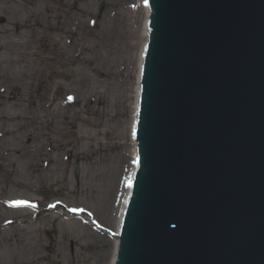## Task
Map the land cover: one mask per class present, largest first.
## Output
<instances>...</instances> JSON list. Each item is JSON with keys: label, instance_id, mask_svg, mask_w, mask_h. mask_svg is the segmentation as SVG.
I'll list each match as a JSON object with an SVG mask.
<instances>
[{"label": "water", "instance_id": "obj_1", "mask_svg": "<svg viewBox=\"0 0 264 264\" xmlns=\"http://www.w3.org/2000/svg\"><path fill=\"white\" fill-rule=\"evenodd\" d=\"M148 2L121 235L47 211L120 240L115 264H264V0Z\"/></svg>", "mask_w": 264, "mask_h": 264}, {"label": "rangeland", "instance_id": "obj_2", "mask_svg": "<svg viewBox=\"0 0 264 264\" xmlns=\"http://www.w3.org/2000/svg\"><path fill=\"white\" fill-rule=\"evenodd\" d=\"M5 1L9 3V0ZM101 3L103 8L98 13ZM120 6L119 0H58L54 16L44 0H29L25 5L21 3V10H17L20 13L18 21L26 25V29L10 28L9 18L0 27L2 48L13 41L14 36L32 49L38 48L35 38L38 29H41L39 36L42 44L62 45L66 50L74 48L79 53L81 64L76 69L72 65L69 71L77 73L81 70L83 80L88 83L87 91L76 94L77 75L68 79L58 74V78H51L49 83L46 80L38 89L33 86L36 74L31 73V62L20 60L22 50H13L7 58L0 53V82L5 74L16 79L15 95L18 99L22 84L27 82L26 96L34 100L24 111L21 107H10L6 102L10 94L7 85L5 106L0 107V165L4 168L0 171V187L5 197L11 194L6 198L15 197L19 201L21 197H36V208L46 207L58 200L72 211L82 207L94 211L101 201L107 199L105 203L110 208L111 188L116 183L115 168L128 148L129 100L126 95L129 94L135 70V61L130 57L135 48L131 50L126 45L129 37L118 36V25L124 26L117 21ZM122 7L125 9L128 3L123 2ZM71 8L77 9L74 16ZM39 21L46 22L50 28L60 26L64 31L54 35V28L37 27ZM56 80L66 85L67 95L75 98L77 103L69 101L68 96L56 88ZM54 101L62 107L57 115L49 106ZM38 107H42V117L38 114ZM7 112L10 116L16 115V118L6 122ZM37 118L40 121L43 119L41 126H38ZM23 133L31 134L30 139L39 135L44 145L21 158L26 150L22 143ZM81 136L91 139L80 140ZM68 140L73 141L75 149L66 146ZM75 169H79L77 179L74 177ZM16 183L21 185L15 190ZM4 207L10 208L5 204ZM29 216L25 212L20 214V218ZM18 230L22 247L39 249L36 254L45 257L51 264H106L112 247L105 242L108 235L94 232L89 222L81 218H64L55 212H47L36 223L20 226ZM45 248L48 252L43 250Z\"/></svg>", "mask_w": 264, "mask_h": 264}, {"label": "bare ground", "instance_id": "obj_3", "mask_svg": "<svg viewBox=\"0 0 264 264\" xmlns=\"http://www.w3.org/2000/svg\"><path fill=\"white\" fill-rule=\"evenodd\" d=\"M45 3H48V6L51 10V13L53 15H56L57 9H58V0H44ZM120 1V11L117 14V21L122 23L124 25L121 27L118 25V36L122 37H129V39L126 41V45L132 50L134 49V52L131 54V59L133 58L134 63V80L130 86L129 94H127L126 99L129 100V106L127 108L128 110V122H127V129H126V140L128 144V148L126 151V155L122 156L121 162L117 165L115 168L116 174H115V180L116 183L113 185V188H111V196L109 197V201H111L110 208L107 207L108 203H105L107 201H101L97 209L95 208L94 211L89 210L90 215L92 219L99 224L100 227H108L109 230H111V233H119V227H120V221L124 212V207L126 203L128 202L129 195L131 194V185H132V176L135 172L136 165H137V151H136V140L134 141V128L136 123V112L138 109V98L140 95V83H139V77H140V71L142 66V60L145 53V46L147 44V40L145 39V36L148 34V18L150 13L149 5L147 4V0H119ZM123 2L125 4L128 3V7L124 9L122 7ZM65 6V5H64ZM48 13V11H47ZM40 17V16H39ZM42 20V17H40ZM133 21V25L130 22ZM43 21V20H42ZM42 21H39L37 23L38 26H42L46 28L47 30H51L54 28V35H56V32L64 31L63 28L60 26H50L45 22L44 24ZM44 25V26H43ZM25 28L21 23H18V30H23ZM26 29V28H25ZM40 30L38 29V34L35 36L36 38V45H38V48L32 49L27 44H24L23 42L18 40L17 36H14L13 41L8 42L5 44L4 48L0 46V53L3 54L6 58L8 57V54L11 53L15 49L22 50V55L20 57V60L24 62V60L30 61L32 64V74H36V81H34L33 86H36L38 89L41 88L42 84L47 82L49 83L52 79L58 78V74L65 78H75V75H77L76 79V85L77 89H75V93L78 94L80 91V94L84 91H87L88 89V83H86L85 80L82 78V72L81 70L77 71V73H72L70 70V67L74 65V69H76L81 64V58L79 57L78 51H76L74 48L69 47L68 50L64 46H58L53 45L51 46L49 42H46L45 44L41 43L40 40ZM120 30V32H119ZM116 32V31H114ZM132 37V40H131ZM136 39V41L133 42V40ZM43 45V46H41ZM75 47V46H73ZM30 68V67H29ZM44 75L46 76V79L44 78ZM4 77L7 78V76L4 75ZM4 81L9 85L8 80ZM56 88H60L63 94H66L67 99L69 101H72V103H77L78 101L67 95L66 91V85L62 83L61 81L56 80L55 81ZM28 83L24 82L21 86V96L18 99L17 95L12 94V96L9 99V105L10 107H21V109L24 111L27 107H30L34 103V100L32 97L26 96V90L28 89ZM55 92V91H54ZM28 104H27V103ZM51 107V111L53 114L57 115L62 111L61 105H59L57 102H52L49 104ZM38 114L40 117H42V107H38ZM5 116L6 122H10L12 119L16 118L15 116L8 115ZM23 116V114H21ZM23 119V118H22ZM39 120L37 122L38 126H41L42 120ZM87 122V119H86ZM22 127L24 128L25 123L22 121L21 123ZM55 131L56 128L54 129ZM72 136H74V132L71 131ZM29 135L23 133L22 137V143L23 147L26 148V150L22 153V156L25 157L33 149H41L43 148V142L41 137L38 135V137H34V139H30ZM37 136V134H35ZM93 137V136H91ZM80 140H89L91 138L81 136L79 138ZM28 145V146H27ZM66 146H70L71 149H75V146L73 145L72 140H68L66 142ZM3 150V149H2ZM6 154H8L7 150H3ZM10 151V150H9ZM4 169L3 166L0 165V171ZM21 185V184H19ZM18 183H16V189L19 186ZM12 186V185H11ZM11 186L10 189H11ZM29 200H32V197H28ZM35 199V197H34ZM57 202L52 203L51 205H56ZM109 208V210L107 209ZM36 208H33V211H36ZM79 211V210H78ZM78 211H75L78 213ZM64 209H58V212L63 215ZM51 213V212H49ZM83 220H86L85 218H81ZM99 220V221H98ZM88 221V220H86ZM91 223V222H90ZM92 224V223H91ZM105 242L110 243L112 245L111 249L109 250V257L108 262L106 264H113V260L116 258V249L118 246L119 240H111V238L108 236V238L105 240Z\"/></svg>", "mask_w": 264, "mask_h": 264}, {"label": "flooded vegetation", "instance_id": "obj_4", "mask_svg": "<svg viewBox=\"0 0 264 264\" xmlns=\"http://www.w3.org/2000/svg\"><path fill=\"white\" fill-rule=\"evenodd\" d=\"M22 0H0V27L4 26L7 18L10 21V28H16L18 19L20 18L21 2ZM21 2V3H20ZM18 10V11H17ZM5 32V31H4ZM1 66V65H0ZM1 68V67H0ZM13 77L8 78L10 93L15 90ZM5 81L0 82V107L5 106V91L7 87ZM4 100L3 103H1ZM1 186V184H0ZM10 190H8L9 192ZM11 195L8 193L6 197ZM6 197L0 187V264H51L43 256H38L39 249L23 248L21 242L20 222L17 220H10L4 208ZM2 204V205H1ZM12 213L17 214L19 210L13 209ZM48 252V249H43Z\"/></svg>", "mask_w": 264, "mask_h": 264}]
</instances>
